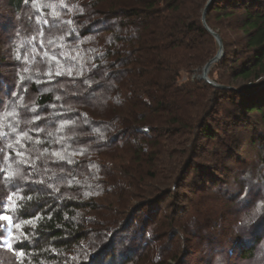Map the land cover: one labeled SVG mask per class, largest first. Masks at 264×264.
Returning <instances> with one entry per match:
<instances>
[{"label":"trees","instance_id":"obj_1","mask_svg":"<svg viewBox=\"0 0 264 264\" xmlns=\"http://www.w3.org/2000/svg\"><path fill=\"white\" fill-rule=\"evenodd\" d=\"M207 1L7 0L19 16L11 76L0 75V251L11 264L264 261V0L211 3L205 23L223 55L208 77L223 88L180 86L218 50ZM241 125L259 152L235 168L244 138L227 130ZM219 133L229 143L204 156ZM205 196L216 213L199 210ZM144 209L164 222L142 220L139 233ZM166 235L177 254L160 246Z\"/></svg>","mask_w":264,"mask_h":264},{"label":"rangeland","instance_id":"obj_2","mask_svg":"<svg viewBox=\"0 0 264 264\" xmlns=\"http://www.w3.org/2000/svg\"><path fill=\"white\" fill-rule=\"evenodd\" d=\"M18 23H19V16L16 15L14 12H12L9 9V7L7 6V0H0V53H1V55H4V56L8 57L7 50H6L7 41H8V39H9L11 33H12V29ZM11 66H12L11 60L8 57V58H6V61L3 64L0 65V75L3 76L4 78H7V79L10 78V76H11V74H10ZM220 72H221V70H216L214 72V78L215 79H218L219 78ZM188 81H198V82L199 81H202V82H204L203 79L201 78V71H195V72H193V73H191L189 75L183 74L180 77V80H179L178 84L181 86V85H184ZM215 84H217V83H215ZM3 97H4V91L1 90L0 91V98H3ZM30 97L28 98V100H29L30 103L33 104L34 103V98H32V96H30ZM251 120H252L251 123H253L254 122L253 119H251ZM251 123L250 124H247V125L253 127V125ZM226 129H227V127H226ZM227 131H229L231 133L235 131L234 133H238V135L240 136V138H242V139L244 138V140H241L240 141V145H239V148H238L240 150L239 151V159H240L241 163H235L234 162L233 164H235V168H242L244 166V163L245 162H249V164L252 166V164H254L255 161H257L259 147H256V146L255 147H252L251 144H250V142H249L250 139H251L250 137H251V133H252L250 131V127H248L246 129L245 127H243L241 125L239 127L229 128ZM224 136L225 135L223 133H219L218 134V137H219V140L220 141H215V142H206L205 141V142H203L204 143L203 144V150L205 151L204 156L207 155L208 152H210L211 150H213L215 147L228 144L229 143V139L222 138ZM241 142H243V143H241ZM226 161H232V158H228ZM174 162H176V161H163V163L161 161V164H162V167L165 168V170H166V167L171 166ZM181 162H183V161H181ZM198 162H202V160L200 159ZM218 174H219L218 176H219V178H221V180L224 179L225 177H228L225 174H222V175H221V173H218ZM193 177H194V175L192 174L188 178V182H191L192 179H193ZM3 178L4 177H3L2 173L0 172V212L3 211V208L6 205L5 198L7 196L6 191L3 190V186H2V180H3ZM229 179H230V177H229ZM200 201L202 203L199 206V210H202L203 212L205 210L209 214H212V213H216L217 212V210H215L216 208H212L211 207L212 206V202H213V200H211V198L208 199V197L205 196V200H200ZM169 203H171L170 200H167L163 205H161V207H163V210L165 209V212L166 213H169V211H170V208H167V204H169ZM164 207H166V208H164ZM238 212H240V211H238ZM244 212H245V210L243 211V213ZM157 215H158L157 212H155L154 216H152L151 214L148 215L146 209H144L143 211H141L138 214H136V218H137V223L138 224L137 225H134V228L133 229H138V231H139L140 230V227L142 225L141 224V221L142 220H145V219H149L148 222L151 223L150 229H154L155 227H157V224L159 225V223L164 222L163 221V219H164V212H163V214L160 213L159 214L160 216H158V218H156ZM238 215H241V214H236L235 217H237ZM238 220H240V218ZM227 230H228V227L223 230V234L225 236H226V231ZM162 231H164V230H162ZM95 232L96 231L94 230V231L91 232V234H89V238L86 239V240H89L87 242H90L91 243V241L92 242L95 241L94 240L95 239V235L94 234H96ZM139 233H140V231H139ZM228 233L229 232H227V234ZM106 237H105L104 240L102 239L103 241L100 242V245L103 246L105 244L106 245L109 244L108 242H110L109 241L110 239H108V236H106ZM168 238L169 237H167V235L166 236H163L162 240L159 242L160 243V246L161 247H164V249H171L172 250V253H176L177 254L180 251L179 250L180 249L179 243H178V245L176 243L175 246L169 247V244H167L168 243V240H169ZM137 241H138V239H137ZM49 249H52V248L49 247ZM50 251H55V249H52ZM11 257H12V255L10 253L5 252V251H0V264H11L10 263ZM188 259H189V262L191 264H197V262H199V255H198V253H195L192 256H190ZM168 262H173V260L172 259H169ZM233 263L234 264H264V261L263 260L256 261L254 259H246V260L243 261L236 254V256H235V258L233 260ZM12 264H14V263H12ZM39 264H48V263H46L45 261H42ZM106 264H110V261L108 260L106 262Z\"/></svg>","mask_w":264,"mask_h":264},{"label":"water","instance_id":"obj_3","mask_svg":"<svg viewBox=\"0 0 264 264\" xmlns=\"http://www.w3.org/2000/svg\"><path fill=\"white\" fill-rule=\"evenodd\" d=\"M214 0H208L204 9H203V12H202V24L205 28V30L207 31V33H209L213 38L214 40L216 41L217 45H218V50L215 54V56L210 59L202 68V71H201V78L203 79V81L213 87H219V88H223L222 86L220 85H217L215 84L213 81L210 80V78L208 77V74L210 72V69L211 67L216 63L218 62L222 55H223V46H222V43H221V40H220V37L218 36V34L216 32H214L213 30H211L205 23V16H206V13H207V10L209 8V6L211 5V3L213 2Z\"/></svg>","mask_w":264,"mask_h":264}]
</instances>
